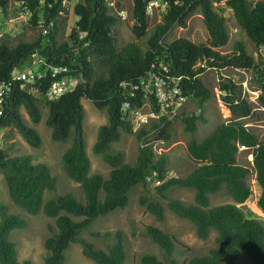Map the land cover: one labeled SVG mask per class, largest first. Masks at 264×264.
<instances>
[{
    "label": "trees",
    "instance_id": "1",
    "mask_svg": "<svg viewBox=\"0 0 264 264\" xmlns=\"http://www.w3.org/2000/svg\"><path fill=\"white\" fill-rule=\"evenodd\" d=\"M10 1L21 2V8L26 7L31 13L30 23L41 27L42 31L31 41L12 42L5 35L0 37V81H9L11 70L33 53L55 67L67 68L56 75H52L50 69L42 70L44 74L38 82L42 96L38 98L14 82L5 113L0 118V130H7V139H13L16 133L32 147H38L41 137L33 124L40 121L43 107L47 109L45 123L51 129L52 140H71L62 161L67 175L80 184L81 198L66 192L44 201V192L53 190L56 185L49 166L33 162L28 155L10 156L0 147V172L10 199L26 213L37 214L42 210L54 219L55 229L49 226L51 234L44 241L47 252L44 263L66 264V249L71 243L78 242L83 256L95 264H126L122 229L101 234L107 240L106 250L81 238L80 233L98 217L125 208L129 203L128 192L140 184L145 191H154L153 195H141L139 201L157 221L164 220V202L171 213L193 224L198 238L205 239L211 230L216 231V245L210 247L207 254L193 256L184 264H244L238 261L240 254H244L250 264H264V224L247 217L234 203L209 207L210 196L222 190L235 203H245L253 194L248 177L254 172L260 188L256 202L264 211V140H259L241 121L251 115L253 107L243 99L240 87L233 79L221 76L222 81L218 82L221 99L232 117L218 124L204 139L191 138L187 142L188 157L196 163L188 174L151 186L147 182L149 175L156 171L157 177L162 179L170 170L167 155L156 154L149 145H144L139 149L135 164H127L124 152L112 146L123 133L133 134L139 142L146 144V139L156 135L166 122L153 121L133 131L130 120L121 111L127 100L132 106L142 103V94L137 89L140 79L150 70L157 69L160 61L169 65L171 76L181 77L185 94L200 111L213 96V89L201 78L206 68L218 72L227 68L253 71L258 78V107L264 109V63L257 61L238 42L230 52L220 51L229 40L224 8L232 12L254 49H264V0H226L224 8L215 7L208 0H196L193 6L202 15L208 32L207 42L194 43L181 37L166 43L163 38L170 29L176 25L185 27L193 10L186 9L192 0H179L178 5L170 0L161 22L156 23L147 36L144 50L136 42L118 46L115 25L119 17L109 11L105 0H78L73 5L77 19L63 41L59 40L58 34L60 20L68 11L64 0H45L43 3L39 0H0V6L5 9ZM146 3L147 0H132V32L137 39L148 34ZM199 62H204L205 66H197ZM64 75L78 79L74 88L55 99L44 97L51 82ZM122 81L134 92L135 98L123 93L119 85ZM83 98L107 113V123L99 127L92 149L101 154L110 167L108 177L89 173L91 163L84 142ZM184 115L182 112L174 120L180 119L185 130L194 132L201 115ZM157 139L167 141L168 132ZM242 146L252 154V160L247 164L237 159ZM177 188L192 189L193 203L171 197L169 193ZM26 224L24 217L9 212L7 205L0 202V264H33L30 260L18 261L16 245L9 238L13 229L24 228ZM144 234L159 247L165 259L148 253L141 257L142 264H176L173 253L176 245L182 244L174 235L152 225L144 227Z\"/></svg>",
    "mask_w": 264,
    "mask_h": 264
},
{
    "label": "rangeland",
    "instance_id": "2",
    "mask_svg": "<svg viewBox=\"0 0 264 264\" xmlns=\"http://www.w3.org/2000/svg\"><path fill=\"white\" fill-rule=\"evenodd\" d=\"M78 0H68V11L63 14L59 23L58 38L60 41L66 40L70 33L74 22L77 19L73 12V5ZM120 9L128 11L127 16L119 19L115 25V33L118 38V46H123L129 42H136L143 50L146 48V39L152 31L156 23L161 22L158 13L148 15V30L147 35L141 39H137L132 32V0H111ZM256 2L258 0H250ZM223 14L227 19V27L229 32V40L226 46L221 48V53L230 52L235 44H243L247 51L254 56L257 61L264 63V51L254 49V45L248 39L246 32L237 25L232 12L228 8H224ZM18 16V13L11 11L3 17L0 14V32L11 27L9 18ZM20 23L17 25L18 34L12 39V42L17 40L31 41L35 39L42 31L41 27L34 26L29 22L28 18L21 15ZM187 38L194 43H206L208 32L202 20V15L195 8L187 20L185 27L179 25L174 26L163 38V41L169 43L178 38ZM233 79L237 86L240 87L243 99L247 100L253 107L251 115L247 118H242L241 121L250 128L259 138L264 140V109L258 107L257 97L259 90L257 89L258 78L253 71H237L227 68L220 72L207 68L201 75L205 85L213 89V96L207 102L204 109L200 111L192 100H188L183 107L185 115L188 117L194 114L201 115V119L196 122V129L190 132L184 129L180 119L173 120L172 123L165 129L168 132V140L163 141L150 136L146 139L150 140V147L156 154L165 153L168 158V168L175 171L178 176L188 174L196 163L191 161L186 151V144L191 138L197 140L204 139L218 124L227 122L231 119V112L224 105L221 99V92L218 82L222 81V77ZM84 108V142L90 159V174H100L108 177L110 167L106 164L101 154L94 153L92 146L96 140L97 132L102 124L107 123L106 111L99 110L87 99H82ZM25 119L30 123V120L22 109ZM47 109L41 108V119L37 124H33L41 137V143L38 147H32L21 136L14 134L13 139L6 138L7 130L0 131V147L5 148L10 156L28 155L32 161L37 163H45L49 166L52 175L55 177L56 185L53 190L44 192L43 199L46 201L49 198L66 192H72L78 198L83 197V192L79 183L73 181L66 173L62 155L69 147L71 140L68 138L65 141H54L51 138V129L45 123ZM164 131V132H165ZM145 144L139 142L135 135L123 133L121 139L113 142L112 146L124 152V162L127 164H135L140 147ZM237 159L242 164H247L252 160V154L247 148L239 149ZM248 183L251 185L253 194L242 204L235 203L232 198L222 190L209 198V207L224 204L234 203L244 211L247 217L256 218L264 224V211L257 205V196L259 193V185L255 181V173L252 172L248 177ZM148 188H151L147 185ZM153 195L154 191H145L142 185H136L128 192L129 203L125 208L117 209L109 214L98 217L90 227L80 233V237L93 243L96 247L106 250L107 240L101 235L106 231H115L122 229L125 233L124 245L126 247V264H142L141 257L144 254H154L159 259L164 260V256L159 247L153 243L144 234V227L152 225L163 232L174 235L182 245H176L173 253V259L176 264H184L193 256H201L207 254L210 247L215 246L216 231L211 230L205 239H200L195 233L193 224L184 218H179L165 206V217L162 222L157 221L144 206L140 204L139 198L141 195ZM170 196L179 198L185 203H193L194 191L188 188H177L172 190ZM0 202L8 207V211L19 213L27 220L24 228L13 229L10 233V240L16 245L17 259L19 262L30 260L33 264H45L44 259L46 250L44 247L45 239L51 234L49 226L55 229L54 219L46 216L41 210L37 214H29L17 207L10 199L6 182L3 174L0 172ZM100 233V234H99ZM110 240V239H109ZM66 264H95L89 258L83 256L81 246L78 242L71 243L65 251ZM168 258V263H170ZM238 261L244 264H250L244 254H240Z\"/></svg>",
    "mask_w": 264,
    "mask_h": 264
},
{
    "label": "built area",
    "instance_id": "3",
    "mask_svg": "<svg viewBox=\"0 0 264 264\" xmlns=\"http://www.w3.org/2000/svg\"><path fill=\"white\" fill-rule=\"evenodd\" d=\"M45 0H39L43 3ZM215 7L224 8L226 0H208ZM68 0H64V5L68 10ZM109 11L113 12L119 19H123L127 16L128 11L125 9H119L117 5L111 0H105ZM173 4L178 5L179 0H173ZM196 0L190 1L186 9L193 8ZM170 0H147L146 11L147 15H152L157 12L160 21L166 13L169 7ZM21 2L10 1L7 8L3 9L0 6V14L5 17V14L11 11L18 13V16L9 18V22L12 24L11 27L5 29L4 32H0V37L5 35L11 39L17 36L18 27L20 23L21 15L28 18L30 22L31 13L26 7H22ZM42 22V21H39ZM52 24V22H51ZM264 51L263 48L258 49ZM197 66H205L204 62H199ZM50 69L52 75H56L59 72L67 71L66 67H55L40 57L37 53H33L23 64L15 67L10 72L9 81H0V118L5 113L7 100L10 96L12 84L15 82L19 85V88L30 94L32 97H40L41 92L39 89V81L42 79L43 71ZM207 69V68H206ZM240 71L239 69H235ZM162 71V73H160ZM170 67L164 61H160L157 69H152L142 76L137 89L142 94V103L137 106H132L131 101L127 100L123 103L121 111L124 116L130 120L133 131H137L143 126L150 125L151 122H162V121H173L183 112V107L186 102L190 99L189 95L185 94L183 87L180 82L181 77H174L169 74ZM234 81V80H233ZM78 79L72 76H62L53 80L49 88L43 93V96L47 99H55L63 93L70 91L74 88ZM120 87L123 89V93L129 97L135 98L134 92L127 89V83L125 81L120 82ZM191 100V99H190ZM155 103V108L154 104ZM2 131V129L0 130ZM1 138V136H0ZM149 138H147L148 140ZM145 145H150L146 143ZM245 148V147H241ZM178 177V174L169 170L162 179L157 177V172L154 171L152 175L147 177V182L151 186L160 185L167 179Z\"/></svg>",
    "mask_w": 264,
    "mask_h": 264
},
{
    "label": "water",
    "instance_id": "4",
    "mask_svg": "<svg viewBox=\"0 0 264 264\" xmlns=\"http://www.w3.org/2000/svg\"><path fill=\"white\" fill-rule=\"evenodd\" d=\"M171 123H172L171 120H168L167 122H165V123L161 126V128L159 129L158 133H157L155 136H156V137L161 136V135L164 133L165 129H166ZM155 136H153V137H155Z\"/></svg>",
    "mask_w": 264,
    "mask_h": 264
},
{
    "label": "clouds",
    "instance_id": "5",
    "mask_svg": "<svg viewBox=\"0 0 264 264\" xmlns=\"http://www.w3.org/2000/svg\"><path fill=\"white\" fill-rule=\"evenodd\" d=\"M76 17V16H75ZM167 122V121H166Z\"/></svg>",
    "mask_w": 264,
    "mask_h": 264
}]
</instances>
